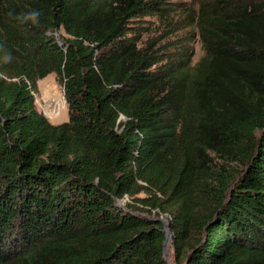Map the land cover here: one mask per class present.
Returning a JSON list of instances; mask_svg holds the SVG:
<instances>
[{"label": "trees", "instance_id": "obj_1", "mask_svg": "<svg viewBox=\"0 0 264 264\" xmlns=\"http://www.w3.org/2000/svg\"><path fill=\"white\" fill-rule=\"evenodd\" d=\"M193 3L195 64L182 2L0 0V264H264V0Z\"/></svg>", "mask_w": 264, "mask_h": 264}, {"label": "rangeland", "instance_id": "obj_2", "mask_svg": "<svg viewBox=\"0 0 264 264\" xmlns=\"http://www.w3.org/2000/svg\"><path fill=\"white\" fill-rule=\"evenodd\" d=\"M171 3L182 2L185 6H182L176 12H172V20H184L187 23L185 28L177 32H171L166 30L167 24L159 21L158 19H152V23L144 24V30L140 35V40L145 43L148 41H156L160 44L173 43L178 49L188 47L191 53L192 64H195L202 56L203 50L199 41V36L194 23L191 22L194 17V9L197 5H194V0H168ZM193 1V2H192ZM190 17V18H189ZM35 99L36 109L39 113L43 114L47 120L54 125L66 122L68 119L67 106L63 96L62 86L59 84L55 74H50L47 77L39 80L36 83V90L33 93ZM129 199L124 197L118 201L120 206H124L129 203ZM154 214V213H152ZM166 228L168 227L169 217L167 215L159 216ZM171 237L168 240L166 246V256L168 264H172L171 261Z\"/></svg>", "mask_w": 264, "mask_h": 264}, {"label": "water", "instance_id": "obj_3", "mask_svg": "<svg viewBox=\"0 0 264 264\" xmlns=\"http://www.w3.org/2000/svg\"><path fill=\"white\" fill-rule=\"evenodd\" d=\"M158 220L162 221V223L164 224V233H165V241H164V245H163V259L167 262V260L165 259L166 256V246L168 243L169 238L171 237V233L169 231V228H166V224L164 223V221L161 218H158ZM168 264V262H167Z\"/></svg>", "mask_w": 264, "mask_h": 264}]
</instances>
